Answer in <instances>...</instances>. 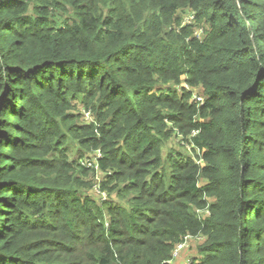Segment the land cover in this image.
<instances>
[{
  "label": "trees",
  "instance_id": "1",
  "mask_svg": "<svg viewBox=\"0 0 264 264\" xmlns=\"http://www.w3.org/2000/svg\"><path fill=\"white\" fill-rule=\"evenodd\" d=\"M186 237L264 264V0H0V264H172Z\"/></svg>",
  "mask_w": 264,
  "mask_h": 264
},
{
  "label": "rangeland",
  "instance_id": "2",
  "mask_svg": "<svg viewBox=\"0 0 264 264\" xmlns=\"http://www.w3.org/2000/svg\"><path fill=\"white\" fill-rule=\"evenodd\" d=\"M182 138L179 137L178 135L175 136L172 140H170L164 148L163 154L166 155L171 149H179L180 151H187L190 147L181 145ZM201 184L203 182L200 181ZM208 211V210H207ZM205 211V212H207ZM205 212H202L201 214H204ZM197 240L189 239L186 243V247L184 246L183 248L179 249L174 257L175 260H173L172 264H189L190 259H192L194 256L197 255V250H196V245H197Z\"/></svg>",
  "mask_w": 264,
  "mask_h": 264
},
{
  "label": "built area",
  "instance_id": "3",
  "mask_svg": "<svg viewBox=\"0 0 264 264\" xmlns=\"http://www.w3.org/2000/svg\"><path fill=\"white\" fill-rule=\"evenodd\" d=\"M180 22L181 23H180V27L178 30L183 29V28H192V31H193L192 38L198 40L199 42H202L203 38L205 37V31L202 26H199L196 24V13L194 11L184 13L180 17ZM189 90L191 91V89ZM191 101L197 103L199 106H203L205 98L201 94H199L197 91H194ZM85 119L86 120L90 119L89 113H85Z\"/></svg>",
  "mask_w": 264,
  "mask_h": 264
},
{
  "label": "clouds",
  "instance_id": "4",
  "mask_svg": "<svg viewBox=\"0 0 264 264\" xmlns=\"http://www.w3.org/2000/svg\"><path fill=\"white\" fill-rule=\"evenodd\" d=\"M187 13V12H186ZM181 23V22H180ZM197 24V23H196ZM175 29L177 30V29H179V27H175ZM189 89H191L190 87H189ZM189 92H190V90H189ZM201 95H203V94H201ZM192 98V97H191ZM190 98V99H191ZM205 98V101H206V97H204ZM205 101H204V104H205ZM193 103V102H192ZM196 105L198 106V107H202V106H199L197 103H196ZM179 137H181V136H179ZM181 145H185V146H189L190 148L187 150L190 154H192L191 152H193V151H195V153L196 154H200V152L198 151V149H196L193 145H190V144H188V143H186L185 144V141H181ZM200 181L201 182H203V184H201L200 183ZM199 181V187H203V186H205L206 185V181L205 180H203V179H201ZM107 220H108V218H107ZM189 239H193V240H197V241H200V242H197V244L199 243V244H201V241H202V238L201 237H196V238H190V237H186L185 239H184V241L181 243V244H179V245H177L176 246V248H175V250H174V252H173V254H172V258H173V260H175V257H174V255H175V253L179 250V249H181V248H183L184 246L186 247V243H187V241L189 240ZM182 246V247H181ZM197 246V245H196ZM181 247V248H180ZM195 257V256H194ZM193 257V258H194ZM192 258V259H193ZM192 259H190V261L192 260ZM173 260L171 261V262H173ZM190 261H189V263H190Z\"/></svg>",
  "mask_w": 264,
  "mask_h": 264
}]
</instances>
